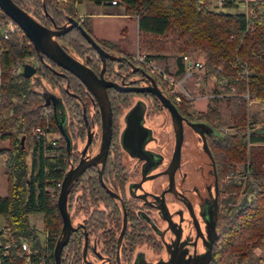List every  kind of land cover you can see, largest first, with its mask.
<instances>
[{"label":"trees","instance_id":"16d2710c","mask_svg":"<svg viewBox=\"0 0 264 264\" xmlns=\"http://www.w3.org/2000/svg\"><path fill=\"white\" fill-rule=\"evenodd\" d=\"M13 1L44 24H49L48 16L56 23L63 22L65 15L74 16L92 36L89 19L75 12V4L83 0ZM86 1L120 4L122 14L135 17L137 45L145 60L175 56L177 73H182V55L197 54L202 56L205 69L215 74L235 131L209 142L220 172L219 203L223 204L216 221L212 264H233L228 260L230 255L236 257L238 264H264V257L248 263L251 250L264 243V0H246L241 11L236 10L238 0H220L225 10L211 7L209 0ZM10 20L0 9V139L7 142L0 147L7 183L6 193L0 196V215L4 218L0 231L6 230L13 242L7 255L0 253V259L2 264H20L18 243L26 239L32 247L47 252L46 264H55L53 247L61 223L56 205L59 187L53 190V186L65 172V147L58 138L53 145L51 135L37 137L32 132L36 126L47 133L57 134L58 130L42 92L21 70L14 72L16 62L31 63L35 51L22 29L4 35ZM59 40L76 57L84 59L87 54V62L95 59L94 49L77 28L70 29ZM95 41L102 47L118 50L113 42ZM36 75L45 87L57 86L65 93V79L50 68L39 63ZM222 77L225 83L220 82ZM246 89L260 101L258 120L248 121L245 100L238 95ZM190 103L183 98L179 101L181 112L188 117L193 115ZM198 117L210 124L221 123L220 112L211 105L198 112ZM235 162L244 163V177L234 175ZM230 171L232 175L226 178ZM96 187L94 184L93 188ZM33 212L42 215V243L29 220Z\"/></svg>","mask_w":264,"mask_h":264},{"label":"flooded vegetation","instance_id":"af4514ba","mask_svg":"<svg viewBox=\"0 0 264 264\" xmlns=\"http://www.w3.org/2000/svg\"><path fill=\"white\" fill-rule=\"evenodd\" d=\"M69 16L61 23L50 16L49 24L35 19L53 29L68 23ZM63 34L56 37L59 44L104 81L111 130L101 159L102 115L95 94L74 74L35 52V59H30L35 68L41 63L65 79L63 93L57 86L45 89L36 71L30 77L35 88L45 92L57 138L64 143L65 171L80 161H96L84 167L68 193L70 228L60 264H203L207 257V264H212L216 239L212 241L211 221L216 218L217 230L220 183L209 142L223 131L205 119L182 113L179 100L173 99L165 83L133 56L96 41L109 54L102 59L86 40L95 51V59L87 62V54L80 59L60 42ZM70 79L73 88H69ZM156 89L183 116L180 150L176 147L179 131L169 109L153 92ZM195 122L210 127L194 128L190 123ZM185 131L194 138L196 151H184ZM59 217L61 229L60 213Z\"/></svg>","mask_w":264,"mask_h":264},{"label":"rangeland","instance_id":"374dc122","mask_svg":"<svg viewBox=\"0 0 264 264\" xmlns=\"http://www.w3.org/2000/svg\"><path fill=\"white\" fill-rule=\"evenodd\" d=\"M216 1L217 0H211V3H213L214 8H219L223 10L226 9L219 4L220 0H218V3H216ZM243 2L245 1L238 0V6L236 10L241 11L245 9V5H243ZM122 9L123 8L120 4L115 6L109 4H96L86 0L77 2L75 4V12L78 15L87 17L89 19L90 31L92 36L96 40L100 42H113L115 43V45H117L119 51L126 53L131 57L136 54L144 55V52L140 51L137 45L136 18L121 16L120 13H122ZM110 13H115V15H112ZM191 56L204 61L202 56L200 55L193 54ZM149 63L151 64V67L156 71V73L153 74H155L157 77L161 78L162 73H165L167 81L165 86L167 88L171 86L170 88L172 90L173 99H175V96L180 95L181 98L190 100L191 108L189 109L195 117H197L198 112H204L207 108V105H211L215 107L221 115V123L217 124L218 122H214L217 124L215 125L220 130H222L223 133H232L235 131V128L230 125L229 111L225 104V95L221 91V83H219L216 78H211L210 72H208L205 67L202 69L195 70L193 72L192 78L182 79L183 73H177V63L175 56H168L164 59H150ZM195 76H198L199 80H196L194 78ZM181 79L182 81H180ZM47 87L49 88V85ZM238 95L242 97L240 93ZM245 104L247 107L246 109L248 121L254 119L258 120L261 117L260 101L258 100L250 103L245 102ZM50 135L54 137L56 136V133L51 132L47 136ZM184 139L187 142L183 144L184 151H191L192 148L196 151V147L194 145V138L187 131H185ZM6 144L7 142L5 140L0 139V147L6 146ZM3 159L4 157L0 155V194L5 192L7 185L6 178L4 175ZM234 172V175H237V177H244V163L235 162ZM231 173L233 172L230 171L228 174L232 175ZM240 198L241 194L237 197V202ZM29 220L36 228L42 243L44 241L45 235L43 232L41 213H30ZM3 224L4 218L2 215H0V227H2ZM259 257H264V243L254 247L251 250V255L248 263H255L257 258ZM228 260L232 261L233 264H238L234 255H230L228 257Z\"/></svg>","mask_w":264,"mask_h":264},{"label":"water","instance_id":"95a60500","mask_svg":"<svg viewBox=\"0 0 264 264\" xmlns=\"http://www.w3.org/2000/svg\"><path fill=\"white\" fill-rule=\"evenodd\" d=\"M0 9L3 13L10 17L15 23L19 25L22 29L24 34L30 40L32 47L36 54L42 59V55L44 54L49 59L54 61L60 67L68 70L72 74H74L78 79L86 85V87L92 91L99 103V108L102 115V127H103V143L100 146V155L101 159H103L106 155L108 142H109V134L111 130V117H110V105L107 98L106 90H105V83L104 81L98 77L88 66H86L83 62L79 61L78 59L74 58L70 55L56 40V37L60 34H63L67 30L71 29L72 27H77L82 34V36L92 45L102 59L109 54L93 39L89 32H87L81 25L79 21L75 18L69 16L67 18L68 23H64L61 26H56L53 29L41 24L37 21L30 13H28L25 9L21 8L18 4H16L13 0H0ZM22 75L24 77H33L36 68L34 65L28 62H24L22 65ZM101 75V74H100ZM35 76V75H34ZM37 78V76H36ZM45 87V86H44ZM48 87H45V89ZM155 95L159 98L161 103L165 105L172 116L173 125L176 132L179 131V139L177 135L176 140V147L182 141V120L183 116L176 111L175 106L171 105L168 100L160 93V91L153 90ZM45 92H42V95L45 97ZM47 101H44V104L47 105ZM192 127L195 126H206L210 127L209 124H205L202 122H195L190 123ZM60 133L67 139V136L61 126H59ZM208 131V130H207ZM23 137L20 139V143L23 144ZM203 144L204 148L209 152L206 140L203 137ZM66 146H68V140H66ZM86 147V146H85ZM96 161H88L82 162L80 161L76 166L67 169L62 177L59 192L56 199V205L59 210V213L62 216L63 223L60 229V235L56 240L54 247H53V257L55 264H60V253L62 246L65 244L70 223H69V216L66 209V201L68 193L73 185V182L78 177L80 172L84 169V167L90 163H94ZM215 217L212 218L211 226L213 229V238L212 241L217 238V230H215ZM210 251L208 256L210 255ZM209 258L207 257L203 264L208 263ZM158 264V263H157ZM165 264H173L172 262H167Z\"/></svg>","mask_w":264,"mask_h":264},{"label":"built area","instance_id":"2783aa9c","mask_svg":"<svg viewBox=\"0 0 264 264\" xmlns=\"http://www.w3.org/2000/svg\"><path fill=\"white\" fill-rule=\"evenodd\" d=\"M112 3H115V1H112ZM19 28L20 27L17 23H15L13 20H10L6 25V28H4V33H5L4 35L6 36V34H8L9 32H13ZM133 59L137 62L143 63L145 65V67L150 72L156 73V71L151 67L149 60L144 59V55L136 54L133 56ZM181 63L183 66L182 79L192 78L193 72L195 70L204 68V64H203V61L201 59L192 57L189 54L182 55ZM22 64L23 63H21V62H18V61L16 62L15 67H14L15 73L19 72L20 70L22 71V67H21ZM210 77L216 78L215 74H211V73H210ZM194 78L196 80H199L198 76H195ZM182 79L180 81H182ZM160 80L166 84L167 81H166L165 73H162ZM220 82L225 83L226 82L225 78L224 77L220 78ZM170 87H168L167 90L169 92H172ZM240 94L244 98L246 103H250V102H254V101L259 100L255 96L254 93L250 92L247 89ZM175 99L180 101V99H181L180 95L175 96ZM33 133L37 137L41 136V135L49 134L45 131V129H43L40 126H36L35 128H33ZM57 137H58V134H56V136H54V137L50 136V142L53 145H55V140L57 139ZM230 176L231 175L228 174V175H226V178L230 177ZM61 180L56 182V186H53V190L56 189V187L60 188ZM59 188H58V192H59ZM57 195H58V193H57ZM12 244H13V242L9 238L7 231L6 230L0 231V253L3 255H7L8 249L12 247ZM18 244H19V247H18V251H17V257H18L20 264H46L47 252L45 250L41 251L39 248L32 247L26 239H21ZM43 245H44V243H43ZM10 260H11V262L14 261L13 258L12 259L10 258ZM0 264H2L1 259H0Z\"/></svg>","mask_w":264,"mask_h":264},{"label":"crops","instance_id":"0c3cea01","mask_svg":"<svg viewBox=\"0 0 264 264\" xmlns=\"http://www.w3.org/2000/svg\"><path fill=\"white\" fill-rule=\"evenodd\" d=\"M244 1H246V0H244ZM216 3H218V0L216 1ZM209 5L211 6V7H213L214 5H213V3H211V0H209ZM243 5H244V3H243ZM110 14H112V15H115V13L113 14V13H110ZM120 15L121 16H124V17H127L126 15H124V14H122V13H120ZM80 16V15H79ZM82 17V16H81ZM7 186V185H6ZM4 193H6V190H5V192H3V193H1L0 194V196L1 195H4ZM1 228V227H0Z\"/></svg>","mask_w":264,"mask_h":264}]
</instances>
